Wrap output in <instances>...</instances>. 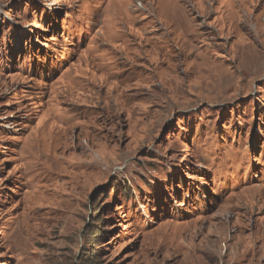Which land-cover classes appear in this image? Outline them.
Wrapping results in <instances>:
<instances>
[{"label":"rangeland","instance_id":"obj_1","mask_svg":"<svg viewBox=\"0 0 264 264\" xmlns=\"http://www.w3.org/2000/svg\"><path fill=\"white\" fill-rule=\"evenodd\" d=\"M0 264H264V0H0Z\"/></svg>","mask_w":264,"mask_h":264}]
</instances>
